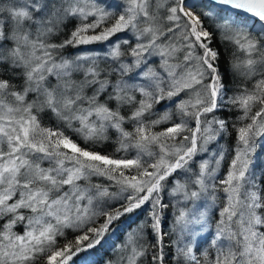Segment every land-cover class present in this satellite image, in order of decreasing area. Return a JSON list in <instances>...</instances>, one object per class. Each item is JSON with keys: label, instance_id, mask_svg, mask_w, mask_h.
Listing matches in <instances>:
<instances>
[{"label": "snow or ice", "instance_id": "obj_1", "mask_svg": "<svg viewBox=\"0 0 264 264\" xmlns=\"http://www.w3.org/2000/svg\"><path fill=\"white\" fill-rule=\"evenodd\" d=\"M262 147L264 0H0V264H264Z\"/></svg>", "mask_w": 264, "mask_h": 264}, {"label": "trees", "instance_id": "obj_2", "mask_svg": "<svg viewBox=\"0 0 264 264\" xmlns=\"http://www.w3.org/2000/svg\"><path fill=\"white\" fill-rule=\"evenodd\" d=\"M161 109L163 108V105H160L159 106ZM45 120L47 121L48 120V117H45ZM233 139H234V137H233ZM231 142H232V139H229V141H228V143L229 144H231ZM112 145H106L105 146V150H107V151H111L112 150ZM257 167H259L262 163H264V159H262V158H264V147H262L261 149H259L258 151H257Z\"/></svg>", "mask_w": 264, "mask_h": 264}]
</instances>
